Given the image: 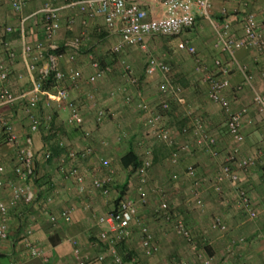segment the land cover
I'll return each mask as SVG.
<instances>
[{"label":"crops","instance_id":"crops-1","mask_svg":"<svg viewBox=\"0 0 264 264\" xmlns=\"http://www.w3.org/2000/svg\"><path fill=\"white\" fill-rule=\"evenodd\" d=\"M22 1L24 3L23 10L21 13H16L11 7V0H0V66L9 65V78L5 86L16 97L15 102L1 105L0 113L13 126L20 141L24 143L29 135L31 120L26 110L27 99H24L23 96L31 91L33 78L38 76V71L45 66L46 61L45 59L34 61L31 56L24 53L25 45L34 47L38 42L44 40L43 1ZM75 1L54 0L61 18V28L56 36L59 44L65 46L83 34L86 37L82 51L75 54L73 58L71 50L65 49L63 52V58L60 60L61 69L65 71L79 70L83 76L77 85L67 82V86H65L68 87L70 98L78 105L85 119V130L95 129V113L98 108H104L108 113L106 122H104L106 124L108 121L116 123L118 120L124 125V128L126 127V130H129V134L123 133L117 138L115 135H111L109 139L111 144L105 143V140L102 142V146L106 148L97 145L94 156L70 161L68 170L73 167L77 168L84 179V191L82 193L79 192L74 177L60 173L55 160L47 162L48 164L44 167L41 165L46 162H40L37 169L39 181L35 183V187L40 190V196L29 207L11 209L9 215L11 240L7 242L0 240V264H8L11 259L23 264H73L72 239L78 241L83 257L86 258V264H112L106 248H98L96 245L100 228L92 217L94 213L111 212L115 208V200L113 201L111 198L112 195L104 197L99 192L94 191L92 179L95 176H110L113 181L115 170L116 172L118 170L124 172L123 181L121 183L116 181L111 194L115 190L120 193L123 186L127 184L125 188L126 197H131L136 201L134 196L127 194V191L131 188L134 179L139 180L136 178L138 174L132 175L126 171L122 167L121 158L128 153L131 147L142 162L146 161L153 151L154 164L156 161L160 163L164 162L160 161L162 158H158L160 150L170 156L177 146L182 144V140L178 136V133L181 135L180 132L175 131V125L180 118L176 113L170 112L165 120L163 119L160 127L170 133L171 140L169 142L160 141L159 144L163 143V145L157 144L155 148L146 150L144 128H149L146 125V114L137 108L135 102L132 105H127L124 98L123 105L120 103L123 95L134 96L136 94V88L129 84L128 78L124 74L115 71L112 74L102 75L94 84L88 82L89 78L95 74L88 55L93 54L101 62L109 63L110 67H116L117 62L110 63V61L112 57L111 47L118 41V37L107 36L103 17L90 20L87 27H84L85 15L75 6ZM223 9L229 13L230 30L235 38L240 39L244 36L243 18L250 13L256 16L259 29L264 34V0H213V16L219 22L222 21ZM70 20L74 21L71 26L68 23ZM7 28H11L12 32L7 33ZM177 39L178 41H189L197 48L195 56L190 55L193 58H188L189 54L185 52L182 54L185 56L184 62L177 63V72L180 76L177 81L183 86L181 94L186 102L188 99L189 104L197 111L206 131L216 138V157L222 162L229 154L237 153V161L233 164V168L239 174L238 184L247 192L257 217L254 220L250 219L238 206L233 184L227 181H219V173L214 183V189L211 188V191H208L206 190L207 183L201 185L202 192L206 196L207 209L205 213L191 211L183 215L181 207L178 209L177 205L174 206L173 211H169L175 221H182L181 216L187 218L186 221L182 222L191 233L192 243H189L176 233L174 223L168 222L164 218L165 214L160 211L159 204H156L155 201L156 192L149 191L147 183L143 185L140 183L136 195L139 197H147L148 195L149 204H139L138 214L155 237L154 250L150 257L144 256L143 237L138 229L136 232V229L133 228L134 231L132 230L130 238L133 239L136 233L139 234L140 241L131 246L125 241L127 248L125 253H130L131 257H135L140 264H180L181 262L200 264V255L211 257V264H264V154L258 156L254 166L247 169H241L239 166L242 160L264 153L263 115L254 102L255 92L264 96V52L254 46H247L236 52L240 66L253 77L254 90L245 84L244 75L239 69L230 67V86L222 93L230 102L232 111L244 112L243 135L245 140L237 143L227 132L226 113L208 98V85L205 82L207 73L217 72L215 66L217 60L224 64L228 63L227 56L217 45L216 36L210 23L198 17L194 29ZM132 48H126L123 54ZM10 54H14L13 61H11ZM34 63L38 70L32 75L28 66ZM143 72L140 75L138 71L136 72L137 76H141L138 78L144 79L141 81L143 100L151 108L158 109L159 105L167 99V96L161 91V75L157 74L147 78ZM110 93L112 97L114 95L117 97H109ZM159 98L164 100L160 101ZM39 108L34 113L44 109L42 105ZM44 111L41 114H46ZM144 121L145 124H143ZM52 125H54V130H58L57 136L59 141L63 143L64 149L79 152L88 146L90 141L88 142L83 137L82 129L69 125L67 111L56 112L50 126ZM115 127L118 126L115 125ZM32 137L35 151L42 152L48 142L54 144L52 133L47 136L45 133L38 132L32 134ZM181 137L187 136L181 135ZM188 138L190 137L188 136ZM224 141L226 143H223ZM3 143L9 147L6 146V149L5 146L0 147V158L6 168L4 176L6 187L0 192V202L9 204L11 184L19 182L14 174L18 159L16 148L8 144L2 134V136L0 135V146ZM224 144H228L227 147ZM62 150L60 149V153ZM186 153H181L182 155L185 154L183 156L180 154L178 163L168 165V170L177 174L178 179L183 174L188 177L187 171L190 168L194 169L193 166L196 164L194 155H190L189 152ZM209 156H204L207 160H204L206 162L203 164L213 167L217 158L212 155ZM100 158L109 162L112 172L99 167ZM117 159H119V165L115 168ZM163 165L166 169L164 163ZM150 173L151 177L156 180L157 176L163 177V170L156 167L150 170ZM55 179L57 183H55ZM177 180L175 181L177 182ZM157 181H154V184H159ZM217 185L222 186V195H220L221 192L215 191ZM47 196L53 197V201L49 204L45 199ZM143 200L146 201L145 198H142L141 201L144 202ZM189 204V207L195 208L194 203ZM66 208H73L74 210L72 221L69 223L60 216ZM19 211H23V219L18 217ZM217 216L221 217L227 225L225 232L213 229V219ZM52 218H55V221H52ZM26 227L32 228L33 244L36 248L43 250L47 256L46 263H43L42 259L32 258L23 247L19 238L22 237ZM95 238L97 239L95 240ZM242 238L245 241L238 242ZM207 252H210V255ZM107 259L109 260L108 263Z\"/></svg>","mask_w":264,"mask_h":264},{"label":"built area","instance_id":"built-area-1","mask_svg":"<svg viewBox=\"0 0 264 264\" xmlns=\"http://www.w3.org/2000/svg\"><path fill=\"white\" fill-rule=\"evenodd\" d=\"M43 1V21H44V40L38 42L34 47L30 45L24 46L25 55L31 56L34 61L45 59L44 67L38 71V76L33 78L32 89L29 93L23 96L27 99L26 110L30 116L29 135L22 143L16 134L13 126L0 116V131L5 137L8 144L16 148L18 164L14 168V174L19 180L16 184H11V200L9 204L0 202V240L7 242L11 240L9 215L11 209L18 207H29L35 203L40 196V190L35 187V181L38 179L36 168V153L34 149V140L32 134L38 133L41 128L50 129L53 115L56 112L67 111L69 125L82 129L83 137L90 138V133L84 129L85 119L76 103L72 101L69 91L65 83L78 84L83 76L79 70H62L60 60L63 58L64 50L75 54L82 51L85 35L76 37L65 46L59 44L56 36L61 28V18L59 9L55 6L54 0ZM75 6L85 15L83 26L87 27L90 20H95L98 17H103L105 23V31L108 37L117 36L118 41L111 47V54L114 57H119L128 47H139L148 53L147 63L144 69L145 77H152L160 74L163 78L161 82V91L167 98L173 99L178 106L184 107L187 123L180 129V134L183 136H191L194 139V144L197 147L205 149L210 155L216 157L215 151L216 138L209 134L201 119L196 117L191 110L186 107L187 102L181 94V88L176 86L170 79L171 67L167 63L160 62L155 56L148 52V41L157 38H180L185 33L194 29L197 18L208 21L215 33L217 45L221 51L227 56L228 63L222 61L215 62L217 72H209L205 77V82L208 85V98L211 102L219 105L227 115V132L232 139L241 143L245 140L243 135V116L244 112H234L231 109L230 102L223 96L225 91L230 86L229 75L230 67L239 69L244 75L245 84L254 90L253 77L245 72L236 57V52L247 47L254 46L264 52V34L259 29L257 18L254 14H247L243 18L244 36L240 39L235 38L231 34L230 23L228 20L229 13L226 9L222 10V21L214 19L213 16V0H76ZM11 7L14 12L21 13L24 7L22 0H11ZM69 25H73L74 21L70 20ZM7 33H11L12 29L7 28ZM178 50L186 52L194 56L197 53L196 47L189 41L182 40L178 43ZM11 61L14 59V54H10ZM91 67L95 74L92 75L88 82L96 83L102 75L112 74L115 71L124 74L128 78L130 85L136 88V94L131 96L125 95V104L132 105L136 103L137 108L146 114V125L153 131V136L159 141L169 142L170 133L161 128L160 125L164 118L171 110V105L168 100L159 105L158 109L151 108L143 100L141 91V79L133 74V69L130 63L122 58L117 59L116 67L104 66L101 61L93 54L88 55ZM9 65L0 66V106L3 104H11L16 101L5 83L9 78ZM29 72L34 75L37 72L36 64L28 66ZM53 77V87L44 89L45 83ZM254 102L259 107L263 115L264 123V96L255 92ZM48 111L46 114L36 112L40 105ZM41 111V110H40ZM108 113L104 108H98L95 113V121L97 124L103 123L107 118ZM45 144L41 152V160L50 162L55 160L58 170L63 175H69L76 179L79 192L84 191V179L79 174L77 168L73 167L68 170L70 161L82 160L87 157L94 156L95 149L91 143L82 151H74L72 149H64L63 143L59 139ZM52 146H57L63 149L62 152L55 156L52 151ZM189 145L183 143L176 148L170 157V162L176 164L179 162L181 153L187 152ZM264 153H259L256 157L244 159L239 163L241 169H247L257 163L258 156ZM237 161V153L229 154L224 163L220 167L219 181H227L235 186L236 198L238 206L252 220L256 219L257 214L252 207L250 198L247 192L237 186L239 183V174L234 170L233 164ZM99 167L112 172L109 162L104 159H99ZM151 168V162L143 161L138 169V176L141 185L146 183L148 170ZM6 168L0 158V192L6 187L5 176ZM189 178L194 179L196 172L194 169L187 171ZM178 175L174 174L172 180H177ZM198 185L197 183L195 184ZM113 182L110 176L102 178L95 176L92 179V188L99 192L104 197H109L113 191ZM216 192H221L219 185L215 186ZM46 202L49 204L53 201L52 196H47ZM144 201V200H143ZM145 202V201H144ZM189 203H194L195 207H202L203 200L198 194H194L190 198ZM160 211L165 214L168 222L174 223L176 233L192 243L190 231L186 228L181 220L175 221L169 213V206L166 202L160 205ZM74 215L73 208L64 209L60 216L65 222H71ZM19 218H24L23 211L18 212ZM55 221V218H52ZM97 224L100 228L99 240L106 244L107 252L112 264H140L135 257H130L125 260L118 252L117 245L128 240L132 235L133 226H136L143 237L144 256L150 257L153 254L155 237L149 231L148 227L139 218L138 204L131 197H124L120 200L115 208L108 214L98 218ZM213 229L225 232L227 225L221 217H216L212 223ZM33 230L31 227L24 228L21 238V243L26 252L32 258L42 259L43 263L47 262V256L43 250L34 246L32 241ZM245 239H239L238 242H244ZM73 246V264H86V258L83 257L82 249L76 239L71 240ZM200 264H211L212 258L209 256H199ZM8 264H23L14 259H11ZM180 264H186L181 262Z\"/></svg>","mask_w":264,"mask_h":264},{"label":"rangeland","instance_id":"rangeland-1","mask_svg":"<svg viewBox=\"0 0 264 264\" xmlns=\"http://www.w3.org/2000/svg\"><path fill=\"white\" fill-rule=\"evenodd\" d=\"M179 41H178L177 38H171V39L157 38V39H152V40L148 41L147 46H148L149 54L151 53L160 62L167 63L168 65H170L171 73L169 75V79L176 86H178L181 89H183L182 84H179L178 81H177L178 78H180V76H179V74L177 72V69H178L177 63H183L184 62L183 59L185 57V56H182V54H185V52L181 53V52L178 51V42ZM191 57H190V55H188V58H191ZM118 58H122V59L126 60L128 63H130L131 66H132V69H133V74L136 77H141V76H137L136 72L138 71V73L140 75L142 73V71H144L146 63H147V59H148V53H146L143 49H141L139 47H133L132 49L126 51V53L121 54L119 57H114L112 55L110 63L113 62V61L116 62ZM97 59H99V58H97ZM99 61H101V60H99ZM101 63L104 66H109L110 65L109 63H104V62H101ZM140 79H141V81L144 80L143 78H140ZM162 80H163V78H162V76H160V82H162ZM65 85H66V83H65ZM67 89H68V87H67ZM111 93H110L109 97H112ZM113 97H117V96L114 95ZM124 98H125V95H123L122 100H120L121 101L120 103L122 105H123V99ZM161 100H164V99H160V101ZM166 100L170 101L171 110L167 114H164V118L163 119L165 120V117H167L170 112L176 113V115H178L180 120L177 121V124L175 125V128H176L175 131L179 132L181 127L187 123L186 122L187 120L184 119V116H185L184 107L178 106L172 98L171 99L167 98ZM205 100H206V96H205ZM91 102H94V101H91ZM203 104H205L207 106H210V107L212 106V105L207 104V103H203ZM186 107H188L191 110V112L196 117L201 119L198 116L197 111H195L192 108V106L189 104L188 99H187V106ZM44 110H45L44 113L48 112L45 108H44ZM40 112H42V110ZM0 116L2 117V119L6 120V118L1 113H0ZM104 121L100 125L96 124V121H95L94 122V126H95L94 128L95 129L94 130H90V129L87 130L90 133V138H89V140L88 139L87 140H88V142L90 141L89 143H91L94 146L95 151H96L97 145H100V147H105V146H102V142H104L105 140H106L105 143H107V144L110 143L111 144V142L109 140L111 135H115V137L117 138L118 136L122 135L123 133H126L127 135L129 134V130H126L125 129L126 127L124 128V125L122 123H120V121L117 120L116 123H113L112 121H108V124H106L105 123L106 121L105 122ZM143 124H145V121L143 122ZM101 125H102V127H101ZM115 125H117L118 127H115ZM106 133H107V135H106ZM0 135L2 136V132L1 131H0ZM178 136H179V138H181V140H182L181 143L182 144L185 143V144L189 145V149H188L187 153L189 152L190 155H194L193 157L196 160V164L193 166L194 170L196 172V175H195L194 179L189 178V177L185 176V174H183V175L180 176L181 178H179L177 180V182L176 181L173 182L171 179H172V176H173L174 173L168 170L169 166L171 165V162H170L171 155L170 156L166 155V153L163 150L162 151L160 150V152L158 154V158L159 159L162 158L160 161H164V162L158 163V161H156L155 164H158V165H155L154 164V158H153V151H152L151 156H149L148 159H146V161L151 162V168L148 170L147 177H146L147 189L149 191L153 190L154 192H156L157 197H156L155 201H156V204H159L158 207H160L162 202L165 201L168 204V206H169V211L170 212L173 211L175 209L174 206L177 205L178 209H180V207H181V212L184 213L183 215H185V214H187L188 212H191V211H195V212L197 211V212L202 214V213H205V211L207 209V205H206V202H205L206 196L202 192L201 185H203V183H207V187H206L207 189L206 190L211 191L210 190L211 188L214 189V183L216 182V179H217L216 177L220 173V167L224 163V160H225V158L227 156L224 159L222 158L223 159L222 162H221V159L219 160L218 157H216L217 161L214 163L215 166L208 167L209 165L206 166L205 164H203V163L206 162L204 160H207L204 156L207 157L210 154L205 149L196 148L195 147L196 145L194 144V139L191 136H190V138L181 137V135H179V133H178ZM144 137H145V144L144 145H146V147H145L146 150L155 148L157 144L158 145H163V143L159 144L160 141H158V139H156V137L153 136V131L150 128H144ZM225 141L228 142L227 140H225ZM225 141L223 143H226ZM227 145L228 144H224L225 147H227ZM4 146H5V149H6V146L9 147L5 143H3L0 147H4ZM177 147H179V146H177ZM183 155H185V154H183ZM15 157H16V155H15ZM203 157H204V159H203ZM118 160L119 159H117V161L115 162V164L117 163V165H114L115 168H116V166L119 165L118 164ZM163 163L165 164L166 169H165ZM46 164H48V163L47 162L43 163L41 165V167L46 166ZM154 167H156V168H158L160 170H163V177L162 178H160L159 176L156 177L158 181L151 177L150 170H153ZM114 176L115 177L113 178V181H112L113 182V186L116 183V181H117V183H121V181H123L125 173L121 172L119 170L116 172V170H115V175ZM99 177L105 178V177H108V176H99ZM136 178H139V177L137 176ZM139 181L140 180H138V179L137 180H135V179L133 180L132 186H131L130 189H128V191H127L128 193L127 194H130L131 196H134V198L136 199V202H137L138 205L139 204L148 205L149 204V200H148L149 196L148 195H147V197L146 196H140L139 197L138 195H136V193L138 194V188L140 187V182ZM154 181H157L159 184H154ZM55 183H57L56 179H55ZM196 183L198 184L197 186L195 185ZM74 186L76 187L75 184H74ZM232 186H233L234 193H235V186L236 185H232ZM237 186H239V184ZM239 187H241V186H239ZM194 194H198L200 196V198L203 200V206L202 207H200V208H198V207L191 208L192 206L191 207L188 206V205H190L188 203V201H190V198L193 197ZM222 194H223V191L221 192L220 195H222ZM111 195H112L111 198L114 201V200L117 199V197L119 195V191L115 190L114 193L111 194ZM165 196H166V198H165ZM235 196H236V193H235ZM142 198H145L146 201L142 202L141 201ZM175 198H177L176 199L177 202L175 201ZM108 213H102V214H97V213L93 214L92 213L93 214L92 219L97 222L99 217L104 216V215H106ZM181 217H182V221L183 222L186 221L187 218H185L184 216H181ZM217 217H219V216H217ZM139 218L142 219L140 215H139ZM133 228L136 229V232H138V230H137L138 228L136 226H134ZM134 235L135 236H134L133 239L129 238L128 240H126L128 242V245H130V246L131 245H135V243H138L140 241L139 234L135 233ZM96 239L97 238H95V240ZM123 244H118L117 245V249L119 251L118 253L122 257H125V255H126L125 252H127L126 251L127 248H126V245L122 248ZM96 245H97L98 248L102 247L103 249L106 248V250H107V246H104L105 244L103 242H101L99 239L97 240ZM108 262H109V260L107 259V263Z\"/></svg>","mask_w":264,"mask_h":264},{"label":"trees","instance_id":"trees-1","mask_svg":"<svg viewBox=\"0 0 264 264\" xmlns=\"http://www.w3.org/2000/svg\"><path fill=\"white\" fill-rule=\"evenodd\" d=\"M2 43H3V41H2ZM0 44H1V42H0ZM53 81H54L53 80V77H50L49 80L45 83L44 89H48V90L51 89L53 87V84H54ZM0 89H1V86H0ZM10 93H11V91H10ZM0 96H1V94H0ZM13 96L15 97V95H13ZM0 102H1V98H0ZM42 107H43V105H42ZM43 110L44 109H42V111ZM29 129H30V127H29ZM39 132L45 133L47 136H48L49 133H52V137H53L52 140L53 141H55V140L58 139V136H57L58 130H54V125L50 126V129L47 130V132H46V129L45 128H41ZM52 151H53V153H54L55 156H57V155L60 154L59 147H56V146L55 147H52ZM35 153H36V168L38 169L39 168V165H40V162L42 161L41 160V152L35 151ZM121 164H122V167L126 171H128L132 175H134V174H137L138 173V169L141 166L142 161L140 160L139 156L136 154V152L134 151V149H132L130 147V150L128 151V153L124 157L121 158ZM37 181H39V179H37L35 181V183ZM126 186H127V184L123 186V188L120 191L117 199L115 200V206L119 203L120 200L124 199V197L126 196V191H125ZM120 244H123L122 245V248H123L125 246V241L121 242ZM207 251H208V249H207ZM207 254L210 255V252H207ZM130 257H131L130 253H127L124 258H125V260H127Z\"/></svg>","mask_w":264,"mask_h":264}]
</instances>
